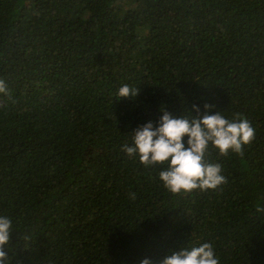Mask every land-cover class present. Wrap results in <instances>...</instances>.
Returning <instances> with one entry per match:
<instances>
[{
    "label": "trees",
    "instance_id": "16d2710c",
    "mask_svg": "<svg viewBox=\"0 0 264 264\" xmlns=\"http://www.w3.org/2000/svg\"><path fill=\"white\" fill-rule=\"evenodd\" d=\"M0 79L7 264H160L204 242L264 264V0H0ZM205 104L256 131L242 154L209 146L218 189L174 195L166 163L121 151L161 108Z\"/></svg>",
    "mask_w": 264,
    "mask_h": 264
},
{
    "label": "clouds",
    "instance_id": "9594fccd",
    "mask_svg": "<svg viewBox=\"0 0 264 264\" xmlns=\"http://www.w3.org/2000/svg\"><path fill=\"white\" fill-rule=\"evenodd\" d=\"M0 94L9 95L2 79ZM139 95L140 89L123 85L118 90L117 99L137 98ZM213 107L205 104V111L201 113L200 108L193 105V110L199 115H193L190 111L191 118L185 115L175 118L166 108H161L158 125L148 122L137 128L130 134L131 146L124 144L121 151L130 158L138 157L145 167L166 163L167 169L159 173V179L163 187L174 195L194 190H216L227 183V179L222 174L220 164L206 162L209 146L216 148L221 156H227L229 152L242 154L244 146L255 139L256 131L245 117L237 115L234 119H228L221 111L211 114ZM130 195L135 199V194ZM256 211L264 213V206L258 203ZM12 227L11 219L0 215V264H7L9 259L4 249L10 243ZM22 239L27 241L29 238L23 236ZM141 264H152V261L144 259ZM160 264H220V261L213 245L204 242L171 252Z\"/></svg>",
    "mask_w": 264,
    "mask_h": 264
}]
</instances>
